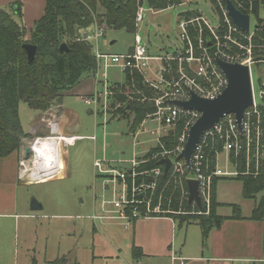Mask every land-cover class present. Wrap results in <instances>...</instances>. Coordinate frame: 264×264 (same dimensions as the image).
<instances>
[{"label":"rangeland","instance_id":"obj_1","mask_svg":"<svg viewBox=\"0 0 264 264\" xmlns=\"http://www.w3.org/2000/svg\"><path fill=\"white\" fill-rule=\"evenodd\" d=\"M142 10L143 19L136 24L135 35L140 37L142 45L146 47L150 57H171L182 51L183 42L180 37L182 31L178 26L179 14L197 13L211 28H216L219 22L217 14L207 0H181L179 6L166 10L150 9L146 1H143ZM219 16L221 15L219 14ZM260 20H264V4L260 5L256 15L250 16L251 30L255 29ZM133 44L134 34L124 30H106L104 37L98 40L97 47L102 54L125 55L132 49ZM160 66V62L151 61L146 74L147 78L154 80L155 72L160 69ZM100 72L106 74L110 91L115 90L114 92L123 97L136 94L132 87L125 85L124 74L116 67L104 68L102 66ZM251 79L253 92L257 98L256 102L259 104L261 102L259 100L261 79L257 68H252ZM85 80L87 79L83 76L81 82H85ZM113 82H121V84ZM102 84L100 78V83L95 84L94 90L102 91ZM128 100H130L129 97ZM62 104L66 112H71L67 127L68 134L83 138L72 146L64 148L67 164L64 178L52 180L60 177L63 174L62 171L55 176L43 178L50 181L42 184L26 185L23 180L15 179V202L18 206L16 213L20 214L25 208L27 214L40 218L19 219L15 222L14 219L0 217V264H33L31 260L33 257L38 264H48L63 256L66 264H171L168 254L163 255L161 254L162 250L159 247L156 248L167 232H169V241L172 246L176 250H180L182 256L199 257L202 255L201 249L204 250L206 245H209L211 249V241L203 242L201 231L194 224L182 227H178L176 224L175 228L171 229L167 223L139 217L133 222H136L133 232V223L127 226L125 221L119 220L113 213L109 215L112 217L106 220L92 219L94 214L96 216L108 215L114 199V197L112 198V195L114 196L113 188L119 192L118 195L122 192L120 186L110 181V179H115L113 174L116 176L118 173L130 169L136 173L140 158L133 159L154 147L156 138L164 136L172 127L163 125L159 115L150 116L145 121L146 124L143 122L141 130L135 132V139H133L132 135H128L127 126L132 123V117L127 119L128 113L125 114V117L116 114L123 105L113 103L112 95L101 96L97 114L93 106H87L77 96L64 95ZM50 109L56 110L55 106ZM48 112L44 115L45 119L48 118ZM18 113L25 129L32 117L40 115V112L29 109L23 102L19 103ZM93 136L94 140L90 139ZM177 142L179 144V139ZM216 146V144L213 146L214 166L210 169L219 167L223 171H234L229 163L230 153H226L222 149L215 151ZM176 148L178 147H175L174 150ZM171 158L175 159V156L173 155ZM132 161L134 162L131 163ZM95 162H99L102 169L112 163L126 167L110 166L109 168L114 170L110 173L111 175L108 173L100 175L99 168L94 167ZM185 175L184 173L182 176ZM239 175L221 177V179H226L219 180L215 185L216 199L223 203H218L221 208L216 211L222 217H229L232 214L230 205L239 206L241 214L248 217L254 203H257L264 194V192L257 194L254 201L244 200L241 183L235 180ZM245 175L247 174L243 173V176ZM3 176L5 174H0V179H5ZM139 177L144 182L151 180L150 174L145 172L140 173ZM44 180L42 181L44 182ZM116 181L119 182L118 178ZM116 198L118 199V197ZM180 199L182 200L181 197ZM32 200L39 203L43 210L36 213L28 211ZM162 205L163 203H160L156 206L160 208ZM145 207L146 204L143 203L136 206L142 214H144ZM181 215L187 216V213L182 212ZM259 224L241 225L239 230L234 231L237 238H233L231 230L226 233L230 241L238 244V251L243 259H250L244 256V253L248 251L246 247L261 237L259 231L255 233L253 231L257 228L256 226L264 227ZM139 243L148 245L149 251L153 253L154 257L133 260L132 246H138ZM234 243L232 250L237 253ZM203 255L205 256V253ZM237 264L252 263L244 261Z\"/></svg>","mask_w":264,"mask_h":264},{"label":"trees","instance_id":"obj_2","mask_svg":"<svg viewBox=\"0 0 264 264\" xmlns=\"http://www.w3.org/2000/svg\"><path fill=\"white\" fill-rule=\"evenodd\" d=\"M146 1L150 9L166 10L173 5L179 6L181 0H45L42 16L27 29L22 22V11L19 2L0 6V159L16 152L21 147L27 135L23 132L18 107L25 103L29 109L45 112L52 106L60 105L64 94L73 89L83 76L89 77L97 69L95 56L90 43L78 42L76 38L90 29L95 22L105 26L106 30H124L127 33L136 32V14L138 8ZM217 14L221 15L224 0H207ZM233 5L245 15H256L264 0H231ZM200 17L193 12L178 15V20H188ZM263 26L260 20L256 27ZM199 31L203 39L210 34L200 22L199 25H189L188 33L193 47L196 48ZM36 47L33 63L27 61L23 45ZM65 44L67 52L60 51V45ZM166 71L173 72L177 68L175 62L163 63ZM169 69V70H168ZM168 77L167 73H164ZM125 85L133 88L136 94L123 97L112 90V102L122 104L116 114L132 117L128 131L135 132L139 126L155 113L154 98L157 91L143 82L136 72L125 74ZM114 92V93H113ZM128 97L130 100H128ZM126 119V120H127ZM255 122V119H253ZM259 122L262 136L258 145L253 141L249 149L248 159L250 173L243 176L246 166L245 153L235 156L230 153L229 163L240 174L235 178L241 183L242 196L246 200H256V195L264 192V108L259 110ZM183 132L181 123L170 128L159 139L155 148L150 150L140 161L137 172H148L155 168L162 169L158 164L164 151H172L177 147L178 139ZM215 151L221 149V143ZM206 150L208 166H214V147ZM212 149V150H211ZM211 150V151H210ZM257 156V157H256ZM253 173H257L256 176ZM175 174L170 167L157 182V186L150 198L151 208L163 203L160 209L167 213L154 215L183 224L197 223L202 230L203 238L217 225L220 220L216 216V209L220 206L215 198V185L219 180H213L211 205L206 212L204 204L197 207L187 201L186 175ZM178 180V181H177ZM142 179L136 176L134 184H140ZM131 185V182L128 181ZM182 198V200L180 199ZM167 203V206H166ZM233 216L240 217L239 208L231 206ZM186 212L187 216H182ZM198 213H203L198 214ZM250 219L260 222L264 220V196H261L252 210ZM134 259L138 258L136 248L133 249ZM33 264H36L33 262ZM50 264H66L65 258H59Z\"/></svg>","mask_w":264,"mask_h":264},{"label":"built area","instance_id":"obj_3","mask_svg":"<svg viewBox=\"0 0 264 264\" xmlns=\"http://www.w3.org/2000/svg\"><path fill=\"white\" fill-rule=\"evenodd\" d=\"M172 7H175V5ZM217 16L219 22L216 28H211L201 16L190 18L188 20H178V26L182 31L180 37L183 42V49L181 52H178L171 57H150L147 53L146 47L142 45V40L135 34L132 50L127 54H102L99 51L97 44L98 40L104 36L106 28L95 22L91 25L89 30L82 32L76 38V41L78 42L90 43L92 45V52L97 63V69L92 77L95 83H100V78L103 82L102 91H95L91 96L82 99L87 106H93L96 114L101 96L112 95V92L108 89L106 74L101 73L100 68L102 66L104 68L114 66L123 74L136 72L142 77L144 83L157 91V97L154 98V106L156 110L151 116L155 117V115H159L162 124L168 127H174L176 124L181 123L183 126V132L179 138L180 142L177 146L178 148H176V150L162 152L160 154V160L165 158L170 159V167L175 174L184 175L185 173L186 180L192 179L197 181L201 204H204L206 209V212L204 213L205 215L208 214L207 212L211 205L213 180L215 178L229 177L239 174L235 168H233L234 171L231 172L223 171L219 167L210 169L208 166L206 150L211 148L214 142L216 143L218 141L221 143V149L226 151V153L233 152L236 156L239 153L244 152L246 157L244 173L249 174V149L253 141L258 145L260 136H262V131L259 126V110L264 108V27L255 26V29L253 28L254 30H251L249 24V32H242L231 22L225 11L224 5L221 6V16H219V14H217ZM250 16L251 15H249V17ZM142 19L143 10L141 6L138 8L136 14V24L141 22ZM200 22L206 27L210 34L208 38L211 42L210 47H206V40L208 39H203L200 31L199 37L197 38L196 48H194L191 43L188 27L189 25H199ZM215 58H219L227 63H237L248 68L252 92V105L244 111L240 129L237 127L234 115L228 114L225 115L212 130H208L204 133L191 156V168L188 171L185 163L181 160H177L176 157L186 141L189 128L199 118L200 113L196 111H184L177 106L170 105L168 102L171 100L187 101L190 99V92H193L199 98L210 100L220 95L227 85V80L215 63ZM151 61L161 63L160 69L155 72L154 80H150L146 76ZM170 62H175L177 64V68L173 72L166 71L162 65L163 63ZM252 68H257L260 73L261 83L259 86V100H261V102L259 104H257V98L253 92L251 79ZM164 73H167L168 77H165ZM253 119H255V122ZM45 124L48 127L50 134L45 137L33 138L27 143L26 147L22 148L18 162V178L27 184L42 183V180H44L42 178L36 179L35 177H33L34 181L28 179L38 168V162H40L38 149H41L44 143L53 142L59 145L60 149H63L67 146H72L76 141L83 138L79 136L59 135L58 117L55 110L50 109L48 112V118L45 119ZM160 138L161 136L156 138L157 144L159 143ZM90 139L94 140V136L90 137ZM26 148L29 150L28 155H26L24 151ZM53 152L55 153V151ZM216 154L218 153L216 152ZM173 155L175 156V159L171 158ZM133 162L134 161L131 163ZM44 165L50 167V169L45 172L39 170L38 177L56 169L51 163L45 162ZM110 166L111 165H108L102 169L99 162L94 163V167L97 169L99 168L98 172L100 175L106 173L111 175L110 173L114 170L112 171L109 168ZM140 173L137 171L134 173L133 170L130 169L118 173L116 176L113 174L115 179H110V181L117 186H120L122 192L118 195L119 192L113 188L114 196L112 195V198L114 197V199L108 215L94 216L92 219L106 220L112 217L109 215H112L113 213V215H117L119 220L125 221L128 226L139 217L143 219L158 218L154 217V215L160 213L164 215L167 213L164 210L162 211L158 206L152 208L150 206L151 195L157 186L158 179L164 174L163 166L162 169L155 168L154 170L146 171L145 173H148V175L150 174L151 180L146 182L141 181L140 184L135 185L134 180ZM253 175L256 176L257 173H253ZM117 178L119 181L118 183L116 181ZM46 181L49 180H44V182ZM128 181L131 182V185L128 184ZM130 196L131 199H129ZM116 197H118V199ZM142 203L146 204L144 214L136 208L138 204ZM198 214L203 215V213Z\"/></svg>","mask_w":264,"mask_h":264},{"label":"crops","instance_id":"obj_4","mask_svg":"<svg viewBox=\"0 0 264 264\" xmlns=\"http://www.w3.org/2000/svg\"><path fill=\"white\" fill-rule=\"evenodd\" d=\"M13 2H19L20 3L21 11H22V22L26 26L27 29H30L33 26L34 22L37 21L43 14L44 6H45V0H0V6H6V5L11 4ZM86 79L87 80H85V82L80 81L79 84H77L70 91L66 92L64 95L77 96V97H80L81 99L88 97V96H91L95 92L94 89H95L96 83H95L92 75L89 77H86ZM124 81H125V74H124ZM113 83L114 84H119V83L121 84V82H113ZM122 83H123V81H122ZM62 105H63L62 102L60 105H55V109H56L55 112H56L57 117H58V134L62 135V136H76V135H69L67 132V127L69 125L71 112H66V110H64ZM53 107L54 106H52L51 108H53ZM38 112H40V111H38ZM46 112H48V111L40 112L39 116L32 117L30 119L26 129L22 125L20 118H19L22 130L27 135V138L24 139V141H23V143H22V145L18 151L13 152L9 156L0 159L1 166H2L0 168V174H5V176H3L5 179H0V217H2L4 219H12V220L14 219V221L17 222L19 219H35V218L38 219V218H40L38 216H33V215L27 214L26 209L24 208L22 210V207H21L22 212L20 214L16 213L18 206L15 202L14 190H15V179L19 180V178H18V162H19V158H20V155L22 152V148L26 147L29 140H32L33 138H36V137H45V136H48L50 134L48 127L45 124V116L44 115ZM106 119L107 118L105 117V120ZM107 123H108V121H107ZM142 124L139 126V129H137V130H141V127L143 126ZM144 124H146V123L144 122ZM154 131H156V129H154ZM135 132L130 133L128 131V133H129L128 135H132L133 139H135ZM156 144H157V140H155V146H156ZM155 146L148 149V151L145 154L135 157L133 160H136L138 158H140V160H141L150 150L155 148ZM65 155H66V152L63 148L62 149V161H63V166H64L63 174L60 177L52 179V180L62 179L66 176L67 164L65 161ZM10 160H11V162H10ZM114 165L124 167V168L126 167L125 165L122 166V165H119L118 163H112L111 164V166H114ZM161 166H163V165H161ZM42 183H45V182H42ZM42 183H35V184H42ZM35 184H33V185H35ZM26 185H31V184L26 183ZM187 194H188V191H187ZM262 196H264V194ZM215 198H216V195H215ZM244 200H246V199H244ZM246 201H248V200H246ZM216 202L220 203L217 201V199H216ZM191 204H194V203H191ZM220 204H223V203H220ZM230 206H236V205H230ZM254 206H255V203H254ZM254 206H253V208H254ZM237 207L239 208V214H240V217L238 219L231 218L233 216L232 208H231L232 214L229 217H227V216L222 217L221 215H218V212H217L218 208L219 209L221 208V207H218L217 211H216V216L219 217L221 221H219L217 225H214V227L209 231L208 235L205 238H203L201 227L197 223H190V225L194 224V225H197L199 227V229L201 231V237H202L203 242L209 240L212 243L211 249H210L209 245L204 246V250H203V248L201 249L200 253H202V255H200L199 257L198 256L197 257H190V255L182 256L181 251L176 250L172 246L171 242L169 241V232L164 234V238L156 246V248L159 247V249L162 250L161 254H163V255L168 254L167 256L170 258L171 264H234V263L237 264V263H241L244 261H249L252 264H254V263L264 264V227L256 226L257 228H255L253 230L254 233L259 231V233L261 234V237H259V240L256 241L255 243H251V244H249V246L246 247V249L248 251H247V253H244V256H246V258H250V259H243V257H240L241 254L238 251V249H239L238 244L230 241L229 238L227 237V234H226L227 231L231 230L232 234H233V238H237V236L234 235V231L236 232L237 230H239L241 225H250L252 223H260V224L264 225V220L257 222V221H252L250 219L253 208L250 212V215L248 217H246V216L241 214V208L239 206H237ZM42 210H43V208L41 207L40 211H42ZM28 211H30V208H28ZM30 212L36 213L39 211H36V212L30 211ZM93 216H96V215L94 214ZM88 218H89V216H88ZM150 219L161 221L163 223H167V224H169L171 229H174L176 224L178 227L187 226V225L180 226L176 221H173L172 219L165 218V217L150 218ZM3 225H2V227H3ZM132 225H133L132 231L134 232L136 222L133 223ZM251 230H250V233H251ZM233 243H234V249L237 248V253L233 252V250H232L233 249V246H232ZM134 248H136V253L138 254L137 259H134L133 254H132ZM149 250L150 249H149L148 245H145L144 243H139L138 246H134V245L132 246L131 256H132L133 260H135V261H138L139 259L154 257V255H152L153 253L152 252L150 253ZM204 253H205V256L203 255ZM62 258H65V257L63 256ZM57 259H59V258H57ZM31 260H32V263L35 262L36 264H38V262L36 261V259L34 257ZM51 262H53V261H51ZM51 262H49L48 264H50Z\"/></svg>","mask_w":264,"mask_h":264},{"label":"water","instance_id":"obj_5","mask_svg":"<svg viewBox=\"0 0 264 264\" xmlns=\"http://www.w3.org/2000/svg\"><path fill=\"white\" fill-rule=\"evenodd\" d=\"M225 11L231 22L242 32H249L250 17L242 14L230 0H224ZM210 40H206V47H210ZM23 49L27 55V61L31 65L33 63L36 47L30 44L23 45ZM60 51L67 52L65 44L60 45ZM215 63L221 70L227 80L224 90L214 99H203L197 97L190 92V99L187 101L171 100L170 105L177 106L184 111H196L200 113L199 118L191 125L188 130L186 141L177 155L176 159L185 163L187 170L191 168L190 159L194 149L201 137L208 130H212L214 126L228 114H233L238 129L241 128V122L244 111L252 105V92L248 68L237 63H227L219 58H215ZM28 148L25 154L28 155ZM163 165L164 174L171 166V160L168 158L161 159L158 162ZM50 167L41 165L40 171L45 172ZM130 173V172H129ZM188 191V203H194L197 207H201V200L198 192V183L195 180H186ZM30 211L36 212L41 210V205L35 200L29 204Z\"/></svg>","mask_w":264,"mask_h":264},{"label":"bare ground","instance_id":"obj_6","mask_svg":"<svg viewBox=\"0 0 264 264\" xmlns=\"http://www.w3.org/2000/svg\"><path fill=\"white\" fill-rule=\"evenodd\" d=\"M38 150H39V155H40L39 157L40 162H38L39 165L36 171L32 173L30 177L28 178L29 180H34L33 177H35L36 179H41V178L43 179V178H47L50 176H55L63 171L64 166H63V161H62V149L59 148V145L53 142L44 143L42 145V148L41 149L39 148ZM53 151H55V153ZM45 162L51 163L56 169L52 172H49L43 176L38 177L40 166L44 165Z\"/></svg>","mask_w":264,"mask_h":264}]
</instances>
